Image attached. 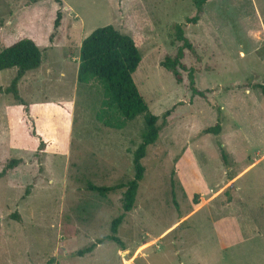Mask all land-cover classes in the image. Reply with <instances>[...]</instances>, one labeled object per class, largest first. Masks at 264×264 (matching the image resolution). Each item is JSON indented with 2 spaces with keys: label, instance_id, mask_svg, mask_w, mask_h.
I'll return each mask as SVG.
<instances>
[{
  "label": "rangeland",
  "instance_id": "rangeland-1",
  "mask_svg": "<svg viewBox=\"0 0 264 264\" xmlns=\"http://www.w3.org/2000/svg\"><path fill=\"white\" fill-rule=\"evenodd\" d=\"M195 15L193 0H0V51L26 38L42 61L19 100L17 70L0 71V264H264V0H207ZM107 25L136 44L132 78L161 131L121 246L77 257L122 213L125 188L88 186L130 181L145 133L98 81L77 82L82 41ZM180 49L175 78L162 63Z\"/></svg>",
  "mask_w": 264,
  "mask_h": 264
},
{
  "label": "trees",
  "instance_id": "trees-1",
  "mask_svg": "<svg viewBox=\"0 0 264 264\" xmlns=\"http://www.w3.org/2000/svg\"><path fill=\"white\" fill-rule=\"evenodd\" d=\"M207 0H193L196 15L189 21L196 23L203 11ZM60 14H57L55 25H58ZM176 39L183 43L184 49H190L188 39L184 36L180 26H176ZM182 49L173 60L166 58L162 66L175 78H178L177 67H183ZM41 51L30 39H18L0 51V71L16 69V76L12 80L7 91L11 92L16 100L17 83L29 71L39 68L41 65ZM141 62L140 52L133 39L125 35L113 26L107 25L92 31L81 43L79 50V63L77 68V82L88 83L91 80L98 81L103 87L107 104L126 121L136 117H142L145 126V133L142 136L141 144L133 154V178L126 184H119L115 187L104 188L89 185L88 188L100 195L114 190L125 188L122 198V213L110 223V235L98 240L96 243L82 248L74 253L77 257L90 254L96 245L108 240L121 246L117 237L119 226L125 216L134 205L139 182L143 178L144 167L141 163L146 155V150L153 145L159 136L161 127L157 125L158 116L153 115L144 101L139 89L135 85L132 75L135 73ZM191 80V86H193ZM261 93L264 96V86L260 85ZM193 93H195L193 91ZM170 112H166L168 115ZM220 117L218 122L211 128L204 130L205 134H218L220 132ZM20 160H12L6 169H13Z\"/></svg>",
  "mask_w": 264,
  "mask_h": 264
}]
</instances>
